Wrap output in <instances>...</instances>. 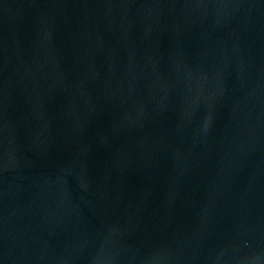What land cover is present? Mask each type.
<instances>
[{"label":"water","instance_id":"water-1","mask_svg":"<svg viewBox=\"0 0 264 264\" xmlns=\"http://www.w3.org/2000/svg\"><path fill=\"white\" fill-rule=\"evenodd\" d=\"M0 264H264V0H0Z\"/></svg>","mask_w":264,"mask_h":264}]
</instances>
